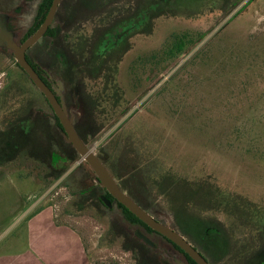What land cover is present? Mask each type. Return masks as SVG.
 Wrapping results in <instances>:
<instances>
[{
  "label": "rangeland",
  "instance_id": "374dc122",
  "mask_svg": "<svg viewBox=\"0 0 264 264\" xmlns=\"http://www.w3.org/2000/svg\"><path fill=\"white\" fill-rule=\"evenodd\" d=\"M40 2L0 0V21L11 26L16 42L34 24ZM73 3L78 2L69 1ZM201 6L154 19L150 33L141 32L143 25L131 32L135 35L116 75L122 102L100 115L114 120L95 123L101 127L86 141L129 197L194 246L196 219L239 229L235 233L240 237L249 229L243 220L202 205L208 184L264 209V0H243L228 14L199 10ZM186 28L206 35L169 66L152 67L149 77H144L148 69L138 71L136 78H141L134 85L138 80L130 69L135 59L156 49L170 31ZM57 71L53 68L56 84L61 82ZM65 89L68 96L70 83ZM69 97L76 122L81 112ZM20 127L31 141L1 164V173L6 169L14 177H31V186L23 202L1 214V246L22 250L30 240L32 254L42 264H83L85 244L87 264H135L136 256L122 243L124 235L131 239L140 232L161 254L168 252V264L184 259L161 235L131 224L116 203L108 208L95 198L98 182L92 169L74 152L44 97L0 43V141ZM51 152L70 159L52 168ZM45 205H54L59 219L80 232L76 240L72 229L47 226L42 237L29 239L28 217Z\"/></svg>",
  "mask_w": 264,
  "mask_h": 264
},
{
  "label": "trees",
  "instance_id": "16d2710c",
  "mask_svg": "<svg viewBox=\"0 0 264 264\" xmlns=\"http://www.w3.org/2000/svg\"><path fill=\"white\" fill-rule=\"evenodd\" d=\"M73 1L78 3L69 4L68 0H61L57 9L54 24L61 28L60 33L56 34V27L50 26L44 36L28 49L27 54L32 58L30 64L47 84H50L46 79L48 75H54L53 68L58 70L56 74L64 88L70 83L71 92L69 95L71 94L77 110L81 112L74 125L79 135L87 140L95 136L101 127V125L99 128L96 127L95 123L111 119L100 115L107 112L109 108L112 110L117 108L122 102L123 90L117 84L116 75L122 56L130 47L127 46L131 45L129 39L135 35L131 33L132 31L139 32L144 28L141 32L150 33L153 29L154 19L183 14L179 10H183L189 5L195 7V4H199V6H204H201L199 10L219 11L228 14L243 0ZM51 2L52 0H41L34 24L22 35L19 42L24 41L39 27ZM248 3L250 1L236 13L244 9ZM189 14L188 16H190ZM141 25H143L142 29H140ZM194 32L197 34L196 37ZM205 35L206 33L201 32L200 29L186 28L184 31H170L156 49L135 59L136 61L130 69L131 74L134 73V81L137 79V72L142 69L149 70L144 76L148 75L149 77L154 71L152 67L169 66L186 53L194 42L202 40ZM126 40L128 41L126 47L124 46L122 51H116L119 45ZM136 63L139 66H136ZM140 78L138 77V81L133 84L138 83ZM65 96H67L66 93ZM68 97H65V101L70 107L71 98ZM55 120L57 126L62 130L58 120ZM111 120L113 122L114 119ZM30 141V133L25 132L23 127H20L18 132L9 133L8 139L0 141V163L11 160V156L27 146ZM99 157L103 161L100 155ZM63 159L68 160L70 157L66 155L61 157L60 154L51 152V167L56 168V163ZM95 179L97 180L96 176ZM93 189L96 192L95 198L101 204L104 205V199L110 204L117 203L122 209L124 217L131 224L141 225L148 231L154 232L119 204L105 188L96 185ZM88 191L91 190L83 189L81 193L84 195ZM200 199L204 201L202 205H205V208L218 209L229 217L234 216L241 219L243 225L248 226L249 229L242 232L246 236V238H242L245 236L240 237L235 233L239 229L228 231L229 229L224 224L200 223L196 219L195 221L199 225L196 231V241L193 242L196 249L211 264H264V209L245 198L226 194L213 184H208L206 192ZM218 201L221 202L218 203ZM156 219L158 218L156 217ZM124 236L122 247L132 251L136 256L135 264H167L165 258H167L168 252L163 250V254H161L156 244V247L153 248L148 246L137 234L131 239L130 236ZM167 241L182 254L188 264H196L176 245ZM200 242L203 246L199 245Z\"/></svg>",
  "mask_w": 264,
  "mask_h": 264
},
{
  "label": "water",
  "instance_id": "95a60500",
  "mask_svg": "<svg viewBox=\"0 0 264 264\" xmlns=\"http://www.w3.org/2000/svg\"><path fill=\"white\" fill-rule=\"evenodd\" d=\"M61 0H52L48 12L39 25V27L24 41L16 42L11 34L2 28L0 32V43H5V46L13 52V56L18 65L24 70L34 86L43 94L45 99L51 106L55 116L58 118L63 135L67 142H69L75 149L80 159L86 162L89 167L93 170L100 185L104 187L107 192L128 211L134 214L140 221L146 226L151 228L156 233L162 235L167 240L177 245L182 249L190 258H192L196 264H210L207 259L194 247L192 246L179 232L173 229L170 225L163 223L162 221L153 217L147 210L137 204L131 197H129L123 189L119 186L117 179L110 173L105 164L101 161L98 155L94 152L93 148L89 147L83 139L79 136L74 124L73 118L68 114L67 107L62 99L60 88L62 84L59 82V88L51 89L35 71L30 64L31 57L29 60L26 58V51L37 43L45 34L49 26L52 24L58 6ZM60 29H57L59 33ZM57 95L60 97V101L57 100ZM105 203L108 201L104 199ZM139 238L149 246H153V242L144 234L137 232ZM176 264H188L185 260L178 261Z\"/></svg>",
  "mask_w": 264,
  "mask_h": 264
},
{
  "label": "crops",
  "instance_id": "0c3cea01",
  "mask_svg": "<svg viewBox=\"0 0 264 264\" xmlns=\"http://www.w3.org/2000/svg\"><path fill=\"white\" fill-rule=\"evenodd\" d=\"M31 177L20 178L14 177L10 171L4 169L1 173V163H0V234H1V214L8 212L11 208H15L19 202H23L28 195L31 186ZM19 179L20 181H18ZM26 192V193H24ZM22 208V207H21ZM21 210V209H18ZM28 232L29 239L40 238L44 234L45 226L47 228L54 230L66 229L68 231L73 230V235L76 238L78 233L71 224L66 221H61L58 217L57 210L54 205H45L38 210L34 211L28 217ZM53 230V231H54ZM34 244H31L30 240L27 246L22 250H12L10 247H6L5 244L1 246L0 239V264H24V262H32L35 260L37 263H43L40 257L34 256L32 254V249ZM81 260L83 264H87V250L85 244L81 250ZM80 256V253H79Z\"/></svg>",
  "mask_w": 264,
  "mask_h": 264
},
{
  "label": "flooded vegetation",
  "instance_id": "af4514ba",
  "mask_svg": "<svg viewBox=\"0 0 264 264\" xmlns=\"http://www.w3.org/2000/svg\"><path fill=\"white\" fill-rule=\"evenodd\" d=\"M68 1H70V0H68ZM60 5V4H59ZM59 7V6H58ZM48 12V11H47ZM47 14V13H46ZM56 15V14H55ZM46 16V15H45ZM45 18V17H44ZM55 18V17H54ZM44 20V19H43ZM0 23H2V24H4L3 26H2V28H5L6 29V31L7 32H9L10 34H11V36H12V30H11V26L10 25H8L7 24V22H6V24H5V21L2 19L1 21H0ZM54 20H53V22H52V24L50 25V26H53L54 25ZM49 26V27H50ZM60 29V31H61V28L59 27V26H57L56 27V34H59L60 33V31H59V33H57V29ZM48 30V29H47ZM46 33V32H45ZM44 36V35H43ZM20 43V42H19ZM4 45H5V43H3ZM36 44V43H35ZM34 44V45H35ZM6 47V46H5ZM32 47V46H31ZM30 47V48H31ZM7 48V47H6ZM8 49V48H7ZM8 50H10V49H8ZM28 50L26 51V58L29 60V57H31V56H29L28 54ZM11 54H12V56H13V52L11 51ZM14 57V56H13ZM15 59V58H14ZM32 59V58H31ZM16 61V60H15ZM32 61V60H31ZM31 63V62H30ZM16 64L18 65V63L16 62ZM19 66V65H18ZM19 68L24 72V70L19 66ZM36 71V70H35ZM37 72V71H36ZM25 73V72H24ZM38 73V72H37ZM25 75L27 76V74L25 73ZM39 76H40V74H39ZM28 77V76H27ZM41 77V76H40ZM44 77V76H43ZM29 78V77H28ZM44 78H46V76L44 77ZM41 79L43 80V78L41 77ZM46 79H48V81H49V83L50 84H47L44 80V82L51 88V89H53V91L55 92V90H54V87L55 88H59L60 86H59V82L56 84V79H55V77H54V75H51V74H49L48 75V77L46 78ZM30 80V79H29ZM31 81V80H30ZM32 83V82H31ZM61 84H62V82H60ZM33 84V83H32ZM34 85V84H33ZM37 89V88H36ZM38 90V89H37ZM39 91V90H38ZM60 93L62 94V99H63V101H64V103H65V105H66V107H67V110H68V114H69V116L71 117V118H73L72 116H71V114H70V107H68L67 106V103H66V101H65V97H68V96H65L64 97V94H65V91H66V89L64 88V86H63V84H62V87L60 88ZM40 92V91H39ZM41 93V92H40ZM41 95L43 96V94L41 93ZM44 97V96H43ZM69 98V97H68ZM67 98V100H69ZM44 99H45V97H44ZM46 100V99H45ZM57 100L58 101H60V97L57 95ZM46 102H47V104H48V106L51 108V106L49 105V103H48V101L46 100ZM51 110H52V108H51ZM52 113H53V116L55 117V119H57L58 120V118L55 116V114H54V112H53V110H52ZM77 116H79V114L77 115ZM58 122H59V120H58ZM60 123V122H59ZM73 124H75V122H74V118H73ZM60 126H61V124H60ZM75 126V125H74ZM59 127V126H58ZM62 128V127H61ZM62 132H63V130H61ZM79 134V133H78ZM80 136V135H79ZM81 137V136H80ZM82 138V137H81ZM83 139V138H82ZM83 141L86 143V141L87 140H84L83 139ZM87 144V143H86ZM75 150V149H74ZM77 153V152H76ZM98 155V154H97ZM98 157H99V155H98ZM100 158V157H99ZM102 161V160H101ZM103 162V161H102ZM104 163V162H103ZM105 164V163H104ZM105 166H106V164H105ZM107 167V166H106ZM108 169V168H107ZM93 171V170H92ZM94 173V172H93ZM95 175V174H94ZM96 176V175H95ZM97 178V177H96ZM98 180V179H97ZM118 181V180H117ZM98 182V184H96V185H100V183H99V181H97ZM101 186V185H100ZM104 188V187H103ZM122 188V187H121ZM107 191V190H106ZM103 202H105L104 200H103ZM115 203V202H114ZM117 204V203H116ZM120 204V203H119ZM104 205H106L108 208L111 206V204L109 203V201H108V204H106V203H104ZM142 207V206H141ZM142 208H144V207H142ZM145 209V208H144ZM145 210H147V209H145ZM148 211V210H147ZM149 212V211H148ZM150 213V212H149ZM151 214V213H150ZM152 215V214H151ZM153 216V215H152ZM172 227V226H171ZM173 228V227H172ZM151 229V228H150ZM174 229V228H173ZM152 230V229H151ZM176 230V229H175ZM177 231V230H176ZM155 232V231H154ZM178 232V231H177ZM157 234V233H156ZM181 234V233H180ZM160 235V234H159ZM182 235V234H181ZM162 236V235H161ZM183 236V235H182ZM139 237V236H138ZM163 237V236H162ZM184 237V236H183ZM164 238V237H163ZM185 238V237H184ZM186 239V238H185ZM191 245H192V243L188 240V239H186ZM146 244V243H145ZM148 245V244H147ZM175 245V244H174ZM149 246V245H148ZM155 246V243H153V246H152V248ZM177 246V245H176ZM192 246H194V245H192ZM151 247V246H150ZM156 247V246H155ZM178 247V246H177ZM195 247V246H194ZM179 248V247H178ZM196 248V247H195ZM180 249V248H179ZM182 250V249H181ZM183 251V250H182ZM184 252V251H183ZM200 252V251H199ZM180 253V252H179ZM185 253V252H184ZM201 253V252H200ZM181 254V253H180ZM186 254V253H185ZM202 254V253H201ZM182 255V254H181ZM187 255V254H186ZM203 255V254H202ZM188 256V255H187ZM204 256V255H203ZM205 257V256H204ZM184 258V257H183ZM206 258V257H205ZM192 259V258H191ZM207 259V258H206ZM183 260H185V258L183 259ZM193 260V259H192ZM186 261V260H185ZM194 261V260H193ZM207 261H208V259H207ZM195 262V261H194ZM209 262V261H208ZM196 263V262H195ZM210 263V262H209ZM168 264V263H167ZM211 264V263H210Z\"/></svg>",
  "mask_w": 264,
  "mask_h": 264
}]
</instances>
